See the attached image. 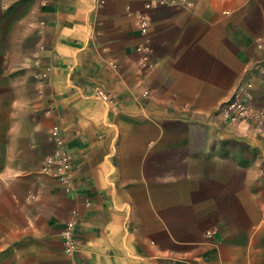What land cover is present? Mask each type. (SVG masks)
Returning <instances> with one entry per match:
<instances>
[{
	"label": "crops",
	"instance_id": "1",
	"mask_svg": "<svg viewBox=\"0 0 264 264\" xmlns=\"http://www.w3.org/2000/svg\"><path fill=\"white\" fill-rule=\"evenodd\" d=\"M149 1L0 0V264H264V123L212 116L264 59V0Z\"/></svg>",
	"mask_w": 264,
	"mask_h": 264
},
{
	"label": "built area",
	"instance_id": "2",
	"mask_svg": "<svg viewBox=\"0 0 264 264\" xmlns=\"http://www.w3.org/2000/svg\"><path fill=\"white\" fill-rule=\"evenodd\" d=\"M105 0H96L97 5H101ZM164 3H184L191 4L190 0H150L145 3L147 8H154L156 5ZM140 31L145 33L148 25V16L140 14L138 16ZM137 50L142 51V65L151 68L155 65V61L151 59L152 48L149 45H138ZM50 67L39 72V77L45 79L50 73ZM264 76V59L250 61L243 69L242 74L235 84L231 95L222 101L212 116L224 123L235 124L243 122L244 126L253 124L258 127L264 123V108L255 109L251 106L252 87L256 78ZM97 96L102 100H108V94L99 86L94 88ZM146 94V91H144ZM49 136L54 142V150L47 155L41 165V170L50 175L58 183L68 186L70 183V173L73 166L72 156L65 145V139L60 128L55 125L50 128ZM75 226L74 218L69 219L62 232L63 250L71 253L76 242L73 237L72 230Z\"/></svg>",
	"mask_w": 264,
	"mask_h": 264
}]
</instances>
